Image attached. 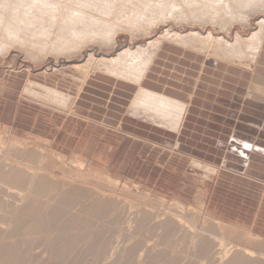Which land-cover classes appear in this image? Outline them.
<instances>
[{"label":"rangeland","instance_id":"1","mask_svg":"<svg viewBox=\"0 0 264 264\" xmlns=\"http://www.w3.org/2000/svg\"><path fill=\"white\" fill-rule=\"evenodd\" d=\"M155 13H157V11ZM245 16L249 19L251 18V25L245 27V24L235 23L233 24V28L231 27L232 29H230V32H228L227 35V32L222 30L218 26L216 28H212L210 27V25L202 26L201 24L192 27L189 23H185L184 25L177 23L172 24V26H169V24L158 26L159 21H155V25L151 28V33V30H146V32L135 30L131 33L129 29H118V46L112 45V43L110 44V42H112V35L106 36V39L104 38L105 36H100L102 33H100L99 31V33L96 32V34H99V36L103 38H100L98 35L95 36V41L99 40L96 41L97 43L99 42L98 44L95 42L89 43L87 41L85 42L87 44H78V46L80 47L84 46L83 49L81 47L82 50L80 49V47H76L75 45V47L73 45H71L72 47L67 46L69 50H67L66 48L64 52H71H67L66 55L65 53L55 55L51 52L45 55L44 52H41V47L44 48V46H46L47 44L49 46L51 42V45L57 43L59 38L56 35L50 37L46 44L36 45L37 50L35 48H30L29 51H27L28 48L23 50L12 48L8 51L9 54L7 52H0V163H2L0 165H3V162H5V164L7 165V162L9 161V164L7 166L4 164L5 167L2 166V169L0 170L1 172H4L5 170L9 172V168L11 167L12 163L14 165L15 163L18 165L22 164L17 159H20L21 157H18L17 154H12L10 150L12 144L18 145L17 142L22 144L32 143L34 147L32 149H36L41 156H46V159L50 157L48 158L49 160L52 157V160H50V165L53 162L54 165H56V167L54 166V169L56 168V170L51 168L53 167V163L51 167L50 165L48 167H43L50 168L51 174L54 175L58 181L57 186L59 184L61 185L58 186L60 190L58 191V187L56 186V184H54L57 189L55 191H51L50 193H46V195L41 198V202H46L41 204V213H43L40 214L41 220L45 221V223H41V235L39 236V238L41 239V245L37 244L36 246H33V250H31L30 248L32 252H35V255L39 257L41 256V260L39 262L40 264H52L55 261L56 255H54V253L52 252L51 246L58 241L57 235L59 234H57L58 232L55 231V229H58V224L50 218V214L55 210V208L58 209L57 207L63 208L60 205L61 201L59 199L62 197L61 200L63 201V199L65 198L63 197V195L66 196L67 194H69L70 189H77V186L78 188L79 186L81 187V189L83 188L82 191L85 190V187V192L87 193V189L93 186L92 183L89 184L90 182H93V180L94 186H96L97 184L98 190L94 186L91 190H88L91 191V193H87L89 197L86 195V200H84L85 198L83 199L82 197H77L76 201L81 204H78V202L76 203L75 201L73 207L76 208L80 205V208L78 207V212H76L77 208L74 209L73 207H71V209H74V211H72L73 209L71 210L64 207L62 211L66 210V214L67 216H69V218L67 216H63L64 220H66V218L68 220L71 217H76L77 219L80 218L85 222L89 221V219L93 217V215H90L91 210L93 211L94 208L100 209L99 207H102V204H99L98 202L102 199H100L101 196L103 197V201H106L108 198H112L108 199V201L111 202L115 201V199L117 198L119 203L122 201V204L120 203L119 205L118 202L115 201L113 202L115 204L114 206V204H112L111 202L112 205L107 204L111 206H109V208L111 209L110 211L109 208H107V211L102 210L103 216L101 212H99L100 214H95V217H93V219H99V221L96 220V224L94 221L92 222L93 225L95 224V226L91 227L89 231V236H92V238L88 239V236L86 237V239L88 240H83L84 242H89H87L88 250L87 247H83L82 249L77 247L75 249L70 248V250H74L75 253L71 258H65L66 260L64 259L65 261H62L61 264H95V262L97 264H124L121 262H128L125 259L126 256H131V258H133L135 262H133V264H174V262L176 264L177 262L178 264H210L209 262L204 263V261L202 260L199 262L200 259L198 260L197 258H201V256L198 255L199 248L195 244H197V240L200 238V236L198 235L203 233L202 229H204L205 227V220V224L209 225L210 231L217 230L218 233V226L214 222L215 220H212L211 218H215L223 222L222 224L224 225H222V227L225 229L226 233L224 236H222L221 234V236L218 235V238H222L223 240L227 238L225 242L227 245L231 244V248L234 244L237 245L242 243L244 245H249L250 249L252 247L251 250H255L256 252H258V254L264 252V250L260 251L256 249L260 245L259 243H264V165L260 164V161L262 160L258 157L256 158V160H253L252 163L254 165L251 169H253L254 171L249 172L235 167L233 164L235 161L232 163L231 160L228 161L226 158L219 160L209 153L207 154H209L210 156L204 155L205 152L200 149L195 150L196 148L200 147L197 142L190 143L187 147L189 149L182 148L180 146L181 139H179V133L174 130V127L172 125L166 124V121L164 120L160 121V119H162L161 117H149L150 115L145 113L144 111H141V113L139 112L140 110H138L136 113L134 110L135 108L132 105L127 107L133 98L136 86H132V88L130 86H127L128 84L126 85L125 83L120 82L121 80H118L116 78L113 79V77H110V75H107L105 72H100L94 69H92L91 71H87L83 67V64H85L87 59H89L92 55H95L97 58H103L105 56H107V58H112L116 57L119 53L126 51L127 49H131L134 50L133 52H137V49L140 48V50L148 49L149 52H153L152 48H150L149 46L150 41L152 42L154 41V39H159L158 37L164 35L165 31H169L170 28L171 31L172 29H175V31L182 32L181 34H186V36L190 34L191 31L195 32L200 30L199 32H201L203 35H206L208 30H211L215 37L226 36L229 42L234 41V38L238 32L242 37H244V39H248L258 29V22L262 18H264V5H259L257 8H250L249 11H245L244 17ZM35 19L36 18H34V20ZM31 20H33V18L30 19V22ZM39 20L41 19L38 17V25L41 23V21L38 22ZM31 23L32 26L29 25L28 27L30 28V31H28L30 35L32 33H35V31L36 34L41 32V25L36 26V22V24H33V22ZM36 27L38 28L36 29ZM145 28L147 29V27ZM31 29L34 30L31 32ZM129 31L130 33H128ZM135 32L136 34H134ZM137 33H139V35ZM100 41L105 42L101 43ZM195 41L196 40H194V44L192 43L189 47L179 46L173 42L165 41L158 47L156 51H154V58H159L160 55H164L169 59V68L178 66L188 67L194 69V71L196 70L198 74L202 75L206 68L205 62H219L223 65V67L229 68V70H231L230 72L237 73L239 84H241L240 80L242 79L243 83H246L248 87L250 86L247 82H249L250 84L252 78L264 79V68L258 69L259 62L264 61V39L263 45L260 47V53L257 54L258 57L255 62H250L249 60L240 62L226 61L222 58L224 53L223 48H221L220 45H216L215 42H213L212 44H206L205 41ZM36 43L39 44L41 43V41L38 40L36 41ZM69 47L71 48V50ZM76 48L78 49L74 50ZM167 48H169L172 53L168 52L170 50H168ZM38 50L40 51V53ZM30 52L32 53V55ZM154 60L155 59H153V61ZM235 60L237 59H234V61ZM246 63L249 65H247ZM205 73L212 75V69L211 71L206 70ZM223 74L228 75L227 73ZM106 75L109 77H107ZM211 83H213L212 80L207 81L208 86ZM252 94L253 92L249 88L247 89V91H245L244 98L246 100L251 99ZM116 101L118 104L124 107L122 110L120 108L116 109V107H110V103ZM123 115L126 116L128 122L127 125H123L122 127L121 124ZM225 115L228 116L229 114ZM184 116L186 117L187 115L184 114L183 118ZM156 122L159 124H157ZM239 124L250 125L242 119L239 120ZM252 126L254 127L255 131H262L264 133V129L261 126L259 127V125L256 124H253ZM179 129L180 128L178 127L176 130ZM189 129L194 130V127H189ZM229 162L232 163V165ZM58 164L63 170L67 169L64 172L65 174L61 173V168L58 169ZM14 170H16V168ZM258 170L260 171L259 173ZM7 171L5 172L8 173ZM3 172L2 175L4 174V177L0 176V198L7 192L9 193H7L8 195H17V193H20L19 190L17 191L16 189H13L15 188V184L8 178L6 180H2L5 179V176L7 175ZM18 172L19 171L17 170V172L14 173V171L12 170L10 175L14 173L13 176H15L18 174ZM66 173H69L70 176L69 174L66 175ZM71 174L73 178H75V180L76 177H78V179H84L83 181L87 184L85 185V183L80 179V182L77 181L78 179L74 181ZM66 176L71 177L72 180L70 178H67ZM95 176L98 178L101 177L100 181L97 180L98 178H96ZM1 177L3 178L1 179ZM91 177L93 178V180ZM6 181L12 184L9 185ZM108 181H110L111 184H109ZM102 183L103 186H99V184L102 185ZM11 185H14V187H12ZM107 185L108 187H106ZM110 187H114L115 189L111 190ZM81 189L79 188L77 190ZM21 190L25 189L22 188ZM3 192H5V194ZM21 192L25 193L23 191ZM56 193L58 194V196L56 195ZM92 193L94 196L92 195ZM98 194H101V196ZM89 198L92 200V203L90 202ZM93 198H97V200H94ZM85 201H87V204ZM88 202L91 203V205L89 203L91 207L88 205ZM144 203H148V205H150V213H153L156 216V220H153V218L155 219V216L150 217L153 214L149 215L150 210L147 211L145 209L146 205ZM26 204L27 202L25 203V205ZM83 204L87 207L84 208ZM17 205H19L17 207L20 208V210L21 208L25 207L21 203H18ZM75 205L77 206L75 207ZM116 205L118 211L116 209ZM159 205L161 206V209L159 208ZM44 206L47 209H45ZM112 207L115 208L113 209ZM174 207H180L179 209L183 211H179L182 212V215L185 214L184 216L186 217V219L188 217L192 219L191 216L193 212L201 216V220L198 222V225L193 219L191 220L189 218L186 220H189V222H191V225L195 228L196 232L193 230H191L190 232L181 230V232L183 233H181L180 231V233H178V230L180 229L176 228L177 231L175 233L176 229H174V227L172 228L173 224H171L170 222L169 224L167 222L168 219L176 217L178 213H176L178 209ZM13 208L12 210L14 211L16 209V206ZM90 208L93 209L89 210ZM119 208H121L122 212L119 210ZM6 209L10 210L11 207H9V209ZM143 209H145L146 212ZM51 210L53 211L50 212ZM69 210H71V212ZM85 210L87 212L89 211V214ZM139 210L141 212L143 211V216L141 215L142 213H140ZM107 212L109 214L111 213L112 215H108ZM118 212H121L119 213L121 217L118 215ZM164 212H166L167 214ZM171 212H175V216L174 213ZM74 213H76L75 216ZM146 213H149L147 219L143 218ZM79 214L81 217L79 216ZM107 215L109 217L108 221L105 220V216L106 219H108ZM86 217L89 219L86 220ZM140 217L143 218V220H140L139 224ZM100 219H102L103 221L105 220L104 222L106 223L102 222ZM128 219H131L132 223H130V220ZM151 220H153L154 222L152 226L151 224H148L151 223ZM10 221L12 220L9 216L5 221L7 223L0 222V242L4 240L1 243L2 245L10 244V246L13 247L18 244L19 240L23 241V237L24 240L26 238L28 239V237H19V235L16 234L14 235V238L11 239V234L19 230L16 231L15 229H18L15 228L16 224L13 221L12 225L10 224ZM110 221L113 222L109 223ZM99 222H101V225L99 224ZM127 222H129V225H127ZM146 222H148L147 224L150 226L145 227V225H147ZM166 222V226L168 224V226L171 225V230L173 229L172 231H174L173 236L172 233H170L171 230H166L170 229L164 226V223ZM137 223L139 225H137ZM80 224L81 223H79V226L78 224H76L74 228L75 230H78L75 231V233H77L75 235L77 236H80V234L83 233L81 230L82 224ZM154 224L156 226H160V228L157 227L158 232L156 230H153V227H156ZM96 225L99 228H97ZM136 225L138 228L136 227ZM142 226L144 227L142 228ZM162 226L165 228H163ZM8 227H10L9 231H7L9 229ZM28 227L29 226L25 227L24 229L28 230ZM120 227L122 231L119 230ZM134 227L137 231L134 229ZM93 228L96 229L94 230ZM100 228H102L103 230L101 231ZM110 229H112L113 231ZM116 230H118L119 232ZM26 231L23 232L26 233ZM164 231L167 232V234H170L166 235ZM197 231H199V233ZM121 232L123 233V235ZM133 233L135 234L133 235ZM84 234H86V232ZM103 234L106 235L108 239L107 240L106 237L104 238L103 242L105 243H96L95 241L93 243V238L95 236L96 237L94 239L97 241L99 235ZM226 234L227 236H230L227 237ZM108 235H114L113 239L115 236L116 237L114 240H111ZM117 235L118 237L120 235V239L117 238ZM192 235H194L195 237H193ZM8 236H10V238H8ZM177 236L179 237V240H176ZM163 237L165 243H169V247L173 244L172 248L174 247V249H172L171 247H167L168 245L166 246V244L163 243ZM165 237H167L168 240H166ZM211 239L213 240H211L212 243L216 242L215 244H218V240L216 239V237L214 238V236H212ZM222 239H220L218 242H222ZM191 241L192 243L195 241L196 242L192 245ZM244 241L245 243H243ZM105 245L106 247L102 248V246ZM107 245H109V247ZM113 247H115L116 251H113ZM164 247L168 248H166L169 251L168 252L166 250V252L168 253H165V251H163L165 249ZM97 248L98 250H100L98 252L94 251ZM101 249L103 250L102 252ZM215 249L218 250L219 253L217 254L222 259V262L225 261L227 263L228 261L224 260V256L220 255L225 249H223L221 245L218 247L216 246ZM1 250L2 248H0V252ZM30 250L29 253L31 254ZM213 251L211 250L210 255L211 257H213L214 255L213 258L215 262L217 261L215 264H224L219 262V257L215 256L217 254L215 253V250ZM34 252L32 254H34ZM162 252L167 254V258L166 255ZM108 253L110 255V259H108ZM160 254L165 255H161V263L159 262ZM96 255L97 261L95 259ZM29 256L31 257L32 255ZM168 256L172 258L173 261L170 258L169 260ZM32 257H34V255ZM99 257L101 258V260L99 259ZM178 257H180L179 259L181 262L179 260L177 261ZM257 257H260V255H258ZM94 259L95 262L93 261ZM165 259L167 261H165ZM174 259L176 260L174 261ZM8 260L10 263H14V261L17 260V257L11 256ZM99 260L100 262L98 263ZM256 262L259 264H264V262Z\"/></svg>","mask_w":264,"mask_h":264},{"label":"bare ground","instance_id":"2","mask_svg":"<svg viewBox=\"0 0 264 264\" xmlns=\"http://www.w3.org/2000/svg\"><path fill=\"white\" fill-rule=\"evenodd\" d=\"M259 5H264V0H0V52H2V53L7 52L8 53V51L11 50L12 48H18L21 50L28 48L27 51H29L30 48L36 49V45L46 44L50 37H52L53 35H56L59 38L57 43H54L53 45H51L52 42L50 41L51 44H49V46L47 44L46 45L47 48H46V46H44V48L41 47V52L42 53L44 52L45 55H47V53L49 54V52H51L52 54H55V55L64 54V53L66 55V53L68 51L67 52H64V51L66 50L67 46H71V45L74 46L75 45L76 47H80V46H78V44L79 45H81L82 43L87 44V43H85L86 41L89 43L90 42L97 43L96 41H99V40L95 41V36L96 35L99 36V34H96V32L99 33V31H100V33H102L100 36H105L104 38H106V36L112 35V42H110V44L112 43V45L116 46L117 40H118V35H117L118 29L119 30L129 29L131 31V33L134 32L135 30H138L140 32H142V31L146 32V30H148V31L151 30V28L155 25V21H159L158 26H164V24L165 25L169 24V26H172V24H177V23L182 24V25H184L185 23L186 24L189 23L192 27H194L195 25H201V24H202V26L210 25V27H212V28L213 27L216 28L218 26L222 30L226 31L227 32L226 35H227L228 32H230V29L233 28L232 26L235 23L245 24L244 25L245 27L251 25V23H250L251 18L249 19L246 16L244 17V13H245V11H249L250 8H252V7L257 8ZM156 11H157V13H155ZM38 17L41 19L38 21V22L41 21V23L39 24L42 27V29L40 28L41 32L36 34V31H35V33H32L30 35V33L28 32V31H30V28H28V27H29V25L32 26L31 22H33V24L35 22L37 23ZM31 18H33V20H34V18H36L37 20L35 19L36 20V21L34 20L35 22L33 20H31V22H30ZM37 25H38V23L36 24V26ZM257 25H258V29L256 30V32L253 33V35L250 38L244 39V37H242L240 35V33L238 32L234 38V41H232V42H229V40L226 36L215 37L211 30H208L206 35H203L201 32H199L200 31L199 30V31H195V32L191 31V33L189 32L190 34H188L186 36V34L182 35L181 34L182 32L175 31V29L174 30L172 29V31H171L170 30L171 28H170L169 31H165L164 35L158 37L159 39H156V40L154 39V41H152V42L150 41L149 46H150V48H152L153 52H149L148 49L147 50H145V49L140 50L141 49L140 48V49H137V52H133L134 50L127 49L126 51H123V52L119 53L116 57H112V58H107V56H105L106 58L105 57L97 58L95 55H92V56H90L89 59H87L85 64H83V67L87 71H89V70L91 71L92 69L98 70L100 72H105L107 75H110L116 79L131 83L133 85H138L139 91H138V93L136 95V99L133 103L134 107L137 110L144 111L145 113L149 114L150 115L149 117H154V118H156V116L161 117L162 119H160V121L164 120V121H166V124H170L175 128L177 126H180L181 120L183 119V115L186 113V108L188 106L186 107V105L183 102H181V101H179L173 97H170V96L162 94V93L159 94V92L156 93V92L147 90V89L143 88L142 86H140L141 83L144 81V79L147 77L149 69H150L151 65L153 64V59L155 56L154 51H156L158 49V47L165 41L173 42L179 46L189 47V46H191V44L193 43L194 40H196V41L198 40V41H205L206 44H212L213 42H215L216 45H220V47L223 48V53H224L222 58L225 59L226 61H229V62L239 61L240 62V61H244V60H249L250 62H255L257 60V57H258L257 54L260 53V47L263 45L264 18H262L258 22ZM145 27H147V29ZM33 28H35V27H33ZM37 28L38 27H36V29ZM33 30L31 29V32ZM125 31H127V30H125ZM130 31L128 33H130ZM151 32H152V30L150 31V33ZM134 34H136V32ZM137 34L139 35V33H137ZM100 38H103V37H100ZM38 40H40L41 43H39V44L36 43V41H38ZM109 40H110V38H109ZM53 41H55V40H53ZM104 42H101V43H104ZM108 43H107V45H108ZM81 47H82V49L84 48V46H81ZM81 47H80V49H81ZM109 47H110V45H109ZM77 49L78 48H76L74 50H77ZM67 50H69V49L67 48ZM70 50H71V48H70ZM70 52L71 51H69L68 53H70ZM39 53H40V51H39ZM31 55H32V53H31ZM28 56H29V54H28ZM109 57H111V56H109ZM234 59H237V60L234 61ZM243 63H245V62H243ZM247 65H249V64H247ZM155 121H156V119H155ZM160 121H158V122H160ZM157 124H159V123H157ZM179 128H181V127H179ZM176 129L177 128H175V130ZM17 143H18V145L12 144V147L10 150H11L12 154L14 153L15 155L17 154L18 157L19 156L21 157L20 159L19 158H17V159L22 164L18 165L15 163V165H14L12 163L11 167L10 168L8 167L10 169V171L8 172L7 170H5L8 173H6L5 171L4 172L2 171L3 173L7 174V175L5 174L6 178L2 179L4 177L3 176L4 174L2 175L1 170H0V173H1L0 176H3V177H1L2 180H6L8 178L11 182H13L15 184V188H13V189H16L17 191L19 190L20 193H17V195H13V194L8 195L9 193L7 192V189H6V192L8 194L7 193L5 194V192H3L5 195L2 196V193H1L2 197L0 198V222L7 223L5 221L10 216V218L12 220V221H10V224H12L14 221V223L16 224V225L14 224L15 228H18L15 230L20 231V232L19 231L13 232L11 234L12 235L11 239H13L14 235H16V234L19 235V237L20 236H22V237L27 236L28 239L26 238L24 240V237H23L22 238L23 241L19 240L18 244L16 246H13V247L10 246V244L2 245L1 243L4 240L1 241L0 242V244H1L0 248H2V250L0 252V264H40L39 262L41 260V256L39 257V256L35 255L34 251H33L34 254H32L33 252L31 250H33V246H36L37 244L41 245V239L39 238V236L41 235V228H42L41 223H45V221L41 220V215H40V214H43V213H41V208H42L41 204L45 202V201L41 202V200H42L41 198L44 197V195H46V193H50L51 191H55L60 184L57 186V182H58L57 179L55 178L54 175L51 174V169L47 168L50 165V162H51L50 160H52V157L50 160L48 159L50 157H48L47 158L49 160L48 161L45 158L46 156L43 155L44 156L43 157L38 153V151L36 149H34V150L32 149V148H34L32 143H25V144H22L19 142H17ZM32 163H34V164H32ZM52 163H51V165H52ZM0 164H2V163H0ZM4 164H5V162H3V165H0L1 166L0 169H2V166H4ZM8 164H9V161L7 162V165ZM51 165H50V167H51ZM33 166H35V167H33ZM43 166H47V167H43ZM52 166L53 167H51V168H53V169H54V166L56 167V165H54V163ZM15 168H16V170H14ZM33 168H36V169H33ZM59 168H61L60 165H59L58 169ZM12 170L14 171V173L17 172V170H18L20 172V174L18 172V174L15 176H13L14 173L12 175H10ZM54 170H56V168ZM66 170L67 169H64V170L62 169V172L61 171L60 172L64 173ZM68 174L66 173V175H68ZM72 174H71V176H72ZM69 176H70V174H69ZM67 178L71 179V177H67ZM72 178H73V176H72ZM96 178H98V177H96ZM100 178H98L97 180L100 181ZM73 179H74V181H76L78 179V177H76V180H75V178H73ZM79 179L81 180V178H79ZM79 179L77 181H79ZM83 180H81V181H83ZM92 180H93V178H92ZM95 181H96V179H95ZM110 181H108L109 184H111ZM2 182H4V181H2ZM6 182L8 183V181H6ZM84 183H85V185L87 184L86 182H84ZM91 183L94 186V180H93V182H90L89 184H91ZM96 183H98V182H96ZM8 184L10 185L12 183H8ZM54 184H56L57 187H55ZM71 185H73V184H71ZM92 185H90V186H92ZM99 186H103V183H102V185L99 184ZM112 186H114V185H112ZM12 187H14V185ZM92 187L87 189V193L88 192L91 193V191H88V190H91ZM94 187L97 188L98 187L97 184ZM106 187H108V185ZM22 188H24L25 190H21ZM79 188L81 189L80 186H79ZM79 188L77 186V189H79ZM110 188H111V190L115 189L114 187H110ZM62 189H64V188H62ZM77 189H70L69 191L71 193L68 191L69 194H67L66 196L63 195V197H65L63 199V201L61 200L62 197L59 199L61 201L60 205L63 208L65 207V208L71 209V207L74 206L75 201L77 200V197L78 198L82 197L83 199L85 198L84 200H86V195H87V193L85 192L86 188L84 187V189H85L84 191H82L83 188L81 190H77ZM97 190H98V188H97ZM21 191H23L25 193H22ZM58 191H60L59 187H58ZM68 192H66V193H68ZM93 192H94V190H93ZM57 193H56V195L58 196ZM94 194H95V192H94ZM92 195H93V193H92ZM98 195L101 196V194H98ZM50 196H51V194H50ZM87 196L89 197V195H87ZM90 197H91V195H90ZM53 198H52V201H53ZM55 198H57V197H55ZM93 199L97 200V198L96 199L93 198ZM100 199L102 200V201L101 200L98 201L99 204L100 203L102 204L101 205L102 207H99V204H98V207L100 209L94 208L93 211L91 210L93 208L89 209V210H91V212H93V213L90 212V215H93V217H95V214H98L99 212L102 213L104 210L109 208L110 205H107V204H111V202H112V204H114L113 202H115V201L118 202L117 198H116L117 200L115 199V201H111V202H109L108 199H112V198L107 199V197H106L107 200L103 201V197L101 196ZM104 199H105V197H104ZM60 201H59V203H60ZM91 201L92 200L90 199V202ZM26 202H27V204L25 205ZM77 202L78 201H76V203ZM85 202L87 204V201H85ZM90 202H88V205ZM18 203H21L25 207L21 208V210H20V208L17 207V206H19V205H17ZM91 203H90V205H91ZM94 203H95V201H94ZM120 203L122 204V201ZM120 203L118 202L119 205H120ZM78 204H81V203L78 202ZM144 204L146 205L145 209L147 211H149L150 205H148V203H144ZM57 205H59V204H57ZM15 206H16V209L13 211L12 208ZM48 206H49V202H48ZM76 206L77 205H75V207ZM93 206H94V204H93ZM114 206H115V204H114ZM154 206H155V204H154ZM161 206H162V204H161ZM161 206L159 207L160 209H161ZM163 206H165V205H163ZM9 207H11V209L7 210L6 208L9 209ZM78 207L80 208V205ZM78 207H76L77 209L73 207L74 209L77 210L76 212H78V210H79ZM85 207H87V206L84 205V208ZM44 208H45V206H44ZM57 208L58 209L55 208V210L53 209L54 211L51 210L50 212L53 211L51 214L49 213L50 218L58 224L57 225L58 229L57 230L55 229V231H57L58 232L57 234H59V235H57L58 241L51 246L52 252L54 253V255H56L55 261L52 264H61L62 261L66 260L65 258H67V259L71 258L72 255L75 253V251L70 250V248L75 249L77 247V248L82 249L83 247H87V250H88V244H87L88 241L84 242L83 240H85L86 237H88L90 235L89 231H90L91 227L95 226L96 222L99 221V219L98 220L96 219L97 221L94 220L95 218L93 219V217L91 219H89V218H87L88 216L86 217L87 218L86 220L89 219V221H86V222L84 220H81L80 218L77 219L76 217H71L72 219L70 218L68 220L66 218V220H64L63 216H67L66 210L64 209L65 211H62L63 208H61V207L60 208L57 207ZM170 208H171V206H170ZM174 208H176V207H174ZM179 208L180 207L176 208V209H178V211H176V213L178 212L176 217H172V219L171 218L168 219L169 217L167 216L168 218H165V219H168L167 222L168 223L170 222L171 224H173L172 228L174 227V229H176V228L180 229V230H178V233H180L181 230L182 231L186 230L189 232L191 230L195 231V228L191 225V222H189V220L186 221L190 217H188L186 219V217L184 216L185 214L182 215L181 214L182 212L179 211L181 209H179ZM45 209H47V208H45ZM74 209L72 211H74ZM116 209H117V205H116ZM145 209H143V210H145ZM156 209H157V207H156ZM71 210H69V211L71 212ZM110 210L111 209L109 208V211ZM119 210L122 212L121 208H119ZM140 210H141V208H140ZM140 210H139V212L142 213L141 215L143 216V211L141 212ZM146 210H145V212H146ZM117 211H118V209H117ZM173 211H175V210H173ZM181 211H183V210H181ZM42 212H43V210H42ZM121 212H118V215ZM150 212H151V210L149 211V213ZM157 212H158V210H157ZM4 213L6 214L7 217L5 216ZM87 213L89 214V211ZM154 213H156V212H154ZM164 213H166V212H164ZM171 213H174V216L176 214L175 212H171ZM64 214H66V215H64ZM75 214L76 213H74V216H75ZM84 214H85V212H84ZM110 214L108 213V215H110ZM114 214H115V212H114ZM148 214L147 213H146V215L144 214L145 216L143 218L147 219ZM151 214H153V213H150L149 215H151ZM108 215H107V217H108ZM116 215H117V213H116ZM125 215H126V213H125ZM79 216H80V214H79ZM102 216H103V213H102ZM119 216L121 217V215H119ZM153 216H155V215L153 214L150 217H153ZM67 217L69 218V216H67ZM138 217H139V215H138ZM191 217L193 220H195V223L198 225V222L201 220V216H199L198 214L193 212ZM122 218H123V216H122ZM127 218H126V220H127ZM143 218H141V217L139 218V224H140V220H143ZM211 219L215 220L214 222L218 226V233H217V230H211L210 231V227H209V225L205 224L206 220L204 219L205 220L204 221L205 227H204V229H202L203 233L201 232L202 234L198 235V236H200V238L197 240L198 241L197 244H195L199 248L198 255L201 256V258L197 256L198 257L197 259L198 260L200 259L199 262L202 260V261H204V263L209 262L210 264H215L217 261L215 262V260L213 258L214 255H213V257H211V255H210L211 250L212 251L215 250L216 254L219 253L218 252L219 249L217 248L218 250H216L215 247L216 246L218 247L220 245L223 247V249H225V250H223L222 254H220V255H223L224 260L228 261L227 263L224 260H223L224 262H222V259L220 258V256H218V254L215 255V256L219 257V262H221V263H224V264H255V263H257L256 261L264 262L263 261L264 260V255H263L264 252L261 254H258V252H256L255 250H251L252 247L250 249L249 245H244L242 243L237 244V245L233 243L234 245L231 248V244L227 245L225 242V240H227V238L224 240L222 238H218V235L221 234L222 236H224L226 233L225 229L222 227V225H224V224H222L223 222H221L218 219H215V218H211ZM100 220L102 222H104L105 220L108 221L109 217H108V219H106V216H105L104 221L102 219H100ZM128 220H130V223H132L131 219H128ZM153 220H156V216H155V219L153 218ZM153 220H151V223L146 222V224L148 223V224H151V226H152V224L154 223ZM93 221L94 222L96 221L94 225L92 223ZM122 221H123V219H122ZM144 221H146V220H144ZM147 221H149V220H147ZM164 221H166V220H164ZM112 222L110 221L109 223H112ZM167 222L164 223L165 225L164 224H162V225L170 228L169 230L166 229L167 231H170L171 225L168 226L170 224L169 223L166 226ZM79 223L82 224L81 230L83 233L80 232L82 234H80V236H77V235H75V234H77V233H75V231H78V230H75L74 228H75L76 224H78V226H79ZM100 223L101 222H99V224ZM104 223H106V222H104ZM123 223H125V222H123ZM127 223H128L127 225H129V222H127ZM139 224L137 223V225H139ZM148 224L145 225V227L150 226ZM196 224H193V225H196ZM137 225H136V227H137ZM27 226H29V227H28V230L26 229L27 230L26 231L24 228ZM117 226H118V224H117ZM96 227H97V225H96ZM105 227H107V226H105ZM109 227H113V226H109ZM143 227L144 226H142V228ZM157 227L160 228V226H156L155 228L153 227V230L157 231L158 230ZM165 227H163V228H165ZM8 228L9 229L7 231L10 230V227H8ZM97 228H99V227H97ZM134 229H135V227H134ZM177 229L175 230V233H176ZM100 230L102 231L103 229L100 228ZM110 230H112V229H110ZM119 230H121V227ZM7 231H6V233H7ZM23 231L24 232L26 231V233H24ZM107 231H109V230H107ZM116 231H118V230H116ZM116 231H114V232H116ZM171 231H170V233H172V236H173L174 231H172V232ZM85 232H86V234H84ZM147 232H148V230H147ZM197 232L199 233V231H197ZM165 233H166V235L170 234V233L167 234V232H165ZM181 233H183V232H181ZM118 234H120V233H118ZM134 234L135 233H133V235ZM103 235H99L97 241L94 239L96 237L95 236L93 238V243H94V241L96 243L103 242L104 238L106 237V235H104V236ZM122 235H123V233H122ZM113 236H111V235L109 236L111 238V240H114L116 237L115 236L113 239ZM162 236H164V235H162ZM178 236H177L176 240L179 238ZM192 236L195 237L194 235H192ZM212 236H214V238L216 237V239L218 238L217 239L218 241L220 239H222L221 240L222 242H218L217 240H215V241H217L218 244H215L216 242L212 243V241H213L211 239ZM226 236H227V234H226ZM228 236H230V235H228ZM167 237H165L166 240H168ZM174 237H175V235H174ZM8 238H10V236H8ZM89 238H92V236H89L88 239ZM117 238L120 239V235H119V237L117 235ZM122 238H125V237H122ZM88 239H86V240H88ZM106 239H107V237H106ZM91 240H90V243H91ZM7 241H8V239H7ZM163 241H164V237H163ZM174 241H175V239H174ZM35 242H37V243H35ZM177 242H180V241H177ZM183 242H185V241H183ZM195 242L192 243V241H191L192 245ZM103 243H105V242H103ZM163 243H165V241ZM191 243H190V245H191ZM243 243H245V241ZM259 244L260 245L256 249H258L260 251L264 250V243H259ZM95 246H97V245H95ZM107 246L109 247V245H107ZM166 246L169 247V243L166 244ZM172 246H173V244L170 245L171 248H172ZM186 246H188V245H186ZM104 247H106V245L102 246V248H104ZM108 247H107V249H108ZM115 247H113V248L115 249ZM30 248H31V250H30ZM166 248L163 251H165V253H168L169 252L167 250L168 248L167 249ZM109 249H111V248H109ZM114 249H113V251H116V249L115 250ZM172 249H174V247ZM29 250L31 251V254L29 253ZM99 250L97 248L94 251L98 252ZM166 250L168 252H166ZM102 251L103 250L101 249V252ZM117 251H118V249H117ZM97 252H95V253H97ZM160 253H161V251H160ZM162 253H164V252H162ZM213 253H214V251H213ZM220 253H221V251H220ZM164 254H160L159 258L161 257V255H164ZM29 255H32V256L34 255V257H32V256L30 257ZM97 255L95 256L96 261H97V258H96ZM108 255H109V253H108ZM129 255H130V253H129ZM165 255L167 258V254H165ZM258 255H260V257H257ZM11 256L17 257V260L14 261V263H10L8 260ZM170 256H171V254H170ZM100 257H99V259L101 260ZM261 257H263V258H261ZM103 258H102V260H103ZM107 258H108V256H107ZM169 258L170 257L168 256V259ZM179 258L180 257H178V259L176 258L177 261L178 260L180 261ZM95 259L93 260L94 262H95ZM108 259H110V255H109ZM125 259H126V261L129 262V264L130 263L133 264V262H134V260H133V258H131V256H129V257L126 256ZM161 259L162 258L159 259L160 263H161ZM170 259L172 260V258H170ZM176 259H174V261ZM215 259H216V257H215ZM100 260L98 261V263L100 262ZM165 261H167V260L165 259ZM128 262L126 263L123 261L121 263L128 264ZM76 264H78V263H76ZM95 264H97V263L95 262ZM174 264H176V263L174 262ZM177 264H178V262H177ZM180 264H182V263H180ZM257 264H259V263H257Z\"/></svg>","mask_w":264,"mask_h":264},{"label":"crops","instance_id":"3","mask_svg":"<svg viewBox=\"0 0 264 264\" xmlns=\"http://www.w3.org/2000/svg\"><path fill=\"white\" fill-rule=\"evenodd\" d=\"M168 52L172 53L171 50ZM154 59L147 77L140 86L173 97L188 106L187 114L185 113L187 116L186 118L184 116L178 126L181 128L179 130H175L178 127L174 128L179 133L182 148L189 149L187 147L190 143L197 142L200 147L195 150L200 149L205 152L204 155L211 154L219 160L226 158L232 163L235 161L233 163L235 167L249 172L254 171L251 169L254 165L252 162L257 157L262 160L260 164L264 165V133L255 131L252 126L256 124L264 129V79L252 78L250 84L248 82L250 86L248 87L242 79L239 84L237 73L230 72L229 68L223 67L219 62H205V71L212 69V75L205 71L202 75L188 67L169 68V59L164 55ZM259 68H264V61L259 62ZM208 80L213 81L209 86ZM120 82L130 87L136 86L127 107L134 106L139 86L122 80ZM249 88L253 94L251 99L246 100L244 94ZM110 104V107L116 109L124 108L117 101ZM134 110L137 113L138 110L136 108ZM122 117L123 127L128 121L125 115ZM240 119L250 125L239 124ZM189 127H194V130Z\"/></svg>","mask_w":264,"mask_h":264}]
</instances>
